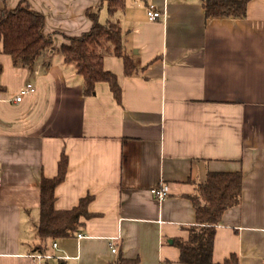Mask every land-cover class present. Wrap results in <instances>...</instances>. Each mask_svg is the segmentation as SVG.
<instances>
[{
    "label": "crops",
    "instance_id": "1",
    "mask_svg": "<svg viewBox=\"0 0 264 264\" xmlns=\"http://www.w3.org/2000/svg\"><path fill=\"white\" fill-rule=\"evenodd\" d=\"M19 3L0 0V16ZM28 3L45 16L55 50L32 69L0 52V264H182L174 239L188 240L196 224L199 183L235 171L241 201L216 226L213 261L264 264V0H249L244 18H207L203 0H126L113 15L105 0ZM149 4L165 18L150 20ZM89 8L125 32L135 71L126 74L122 56L103 60L121 101L104 81L87 96L83 75L58 51L90 30ZM27 83L36 91L17 101ZM63 153L54 207L89 196L91 215L76 233L42 241L40 182L58 174ZM164 184L159 199L152 190Z\"/></svg>",
    "mask_w": 264,
    "mask_h": 264
},
{
    "label": "trees",
    "instance_id": "2",
    "mask_svg": "<svg viewBox=\"0 0 264 264\" xmlns=\"http://www.w3.org/2000/svg\"><path fill=\"white\" fill-rule=\"evenodd\" d=\"M249 0H203L207 18L228 17L244 18L247 15ZM108 10L113 15L124 10L126 0H105ZM14 9H2L0 16V52L11 55L18 66H35L39 57L47 51L55 50L53 37L44 34L45 16L33 8L28 0H20ZM98 8H89L87 16L92 20L90 30L79 36L69 37L58 51L66 62L72 63L77 72L84 77V93L94 95L96 84L104 81L116 100L121 101V85L116 75L104 68L106 55L122 56L126 74H132L136 66L126 51L124 30L119 20L109 19L101 22ZM50 66V61L46 62ZM3 66L0 64V81ZM0 82V89H3ZM68 158L65 153L59 160L58 174L52 178L43 177L40 182L41 216L38 223V237L42 241L49 238L66 237L76 233L82 225L80 218L89 217L90 197L70 209L57 210L54 207L55 187L65 178ZM242 193V173L210 172L207 180L198 185L197 194L192 196L197 221L190 225L189 238H176L174 243L180 248L182 264H221L213 261V243L217 224L223 213L240 203ZM136 260L119 257L112 264H134ZM223 264H237V256L232 255Z\"/></svg>",
    "mask_w": 264,
    "mask_h": 264
},
{
    "label": "built area",
    "instance_id": "3",
    "mask_svg": "<svg viewBox=\"0 0 264 264\" xmlns=\"http://www.w3.org/2000/svg\"><path fill=\"white\" fill-rule=\"evenodd\" d=\"M147 16L150 20H160V19H164L165 18V12L157 9V7L153 4H149L148 7H147ZM36 91V87L34 84L32 83H27L21 90L20 92L18 93L17 97H16V100L17 101H21L22 97L24 95H27V94H32ZM3 184V180H2V177L0 176V187L2 186ZM168 190H169V185L168 184H164L158 188H154L152 191L157 195V197L159 199H164L165 196L167 195L168 193ZM84 235H82L81 233L78 234V237H82ZM53 247H57V243L56 242H53L52 244ZM116 247H112V251L113 252H116ZM39 258H42V257H46V258H51V257H55L54 255H51L49 253H46V254H37L35 255Z\"/></svg>",
    "mask_w": 264,
    "mask_h": 264
},
{
    "label": "rangeland",
    "instance_id": "4",
    "mask_svg": "<svg viewBox=\"0 0 264 264\" xmlns=\"http://www.w3.org/2000/svg\"><path fill=\"white\" fill-rule=\"evenodd\" d=\"M55 264V263H54Z\"/></svg>",
    "mask_w": 264,
    "mask_h": 264
}]
</instances>
